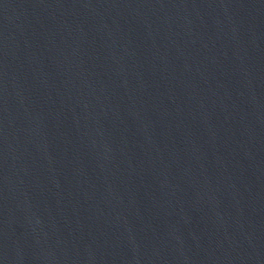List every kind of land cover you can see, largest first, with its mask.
<instances>
[{"label":"water","instance_id":"obj_1","mask_svg":"<svg viewBox=\"0 0 264 264\" xmlns=\"http://www.w3.org/2000/svg\"><path fill=\"white\" fill-rule=\"evenodd\" d=\"M0 264H264V0H0Z\"/></svg>","mask_w":264,"mask_h":264}]
</instances>
